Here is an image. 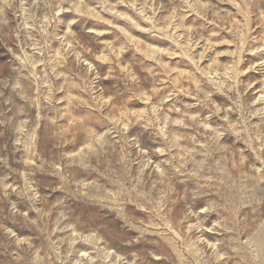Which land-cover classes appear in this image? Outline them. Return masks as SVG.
Wrapping results in <instances>:
<instances>
[{"label":"rangeland","instance_id":"1","mask_svg":"<svg viewBox=\"0 0 264 264\" xmlns=\"http://www.w3.org/2000/svg\"><path fill=\"white\" fill-rule=\"evenodd\" d=\"M0 264H264V0H0Z\"/></svg>","mask_w":264,"mask_h":264}]
</instances>
